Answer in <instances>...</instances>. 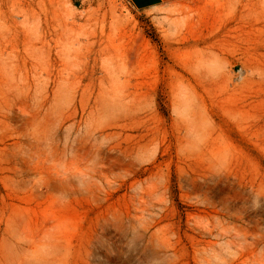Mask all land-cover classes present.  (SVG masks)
Segmentation results:
<instances>
[{
  "label": "rangeland",
  "instance_id": "374dc122",
  "mask_svg": "<svg viewBox=\"0 0 264 264\" xmlns=\"http://www.w3.org/2000/svg\"><path fill=\"white\" fill-rule=\"evenodd\" d=\"M203 1L0 0V264H264V0Z\"/></svg>",
  "mask_w": 264,
  "mask_h": 264
},
{
  "label": "crops",
  "instance_id": "0c3cea01",
  "mask_svg": "<svg viewBox=\"0 0 264 264\" xmlns=\"http://www.w3.org/2000/svg\"><path fill=\"white\" fill-rule=\"evenodd\" d=\"M140 10H150L161 5H169L184 0H130Z\"/></svg>",
  "mask_w": 264,
  "mask_h": 264
},
{
  "label": "bare ground",
  "instance_id": "6f19581e",
  "mask_svg": "<svg viewBox=\"0 0 264 264\" xmlns=\"http://www.w3.org/2000/svg\"><path fill=\"white\" fill-rule=\"evenodd\" d=\"M220 1L221 0H212V2L216 3L217 6H219L220 8H223V9H226L227 8L229 10L232 7V5L230 6V5H227V4H224V3H220ZM198 2H200V3H207V2H205L203 0H198ZM242 9H244V5H242Z\"/></svg>",
  "mask_w": 264,
  "mask_h": 264
}]
</instances>
